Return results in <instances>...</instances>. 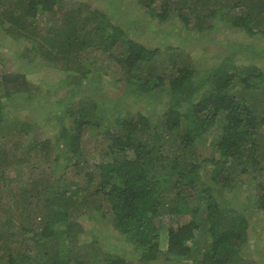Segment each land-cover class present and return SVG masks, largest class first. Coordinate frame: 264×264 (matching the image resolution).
I'll return each instance as SVG.
<instances>
[{"label": "trees", "instance_id": "obj_1", "mask_svg": "<svg viewBox=\"0 0 264 264\" xmlns=\"http://www.w3.org/2000/svg\"><path fill=\"white\" fill-rule=\"evenodd\" d=\"M70 1L0 0V25L16 45L28 46L29 61H65L61 68L65 64L76 82L62 96L50 88L67 83L65 76L58 84L45 78V86L19 72L0 81V122L7 117V98L29 107L48 104L47 137L36 134L42 117L27 123L33 133L21 137L9 125L0 136L6 152L9 142L20 153L16 168L30 163L43 171L13 186L1 169L8 155H0V182H10L8 189L0 185L6 213L0 212V264H159L152 262L157 258L160 264H264V224L254 227L251 220L264 212V69L237 64L247 44L227 45L230 54L202 75L185 60L168 67L166 85L165 73L140 83L137 70L160 49L129 38L123 24L90 0ZM137 1L151 19L182 18L196 34L215 30L212 21L224 19L264 36V0ZM212 38L186 40L208 44ZM92 48L121 69L120 78L110 77L111 64L94 66L97 60L86 55ZM258 52L264 55V48ZM95 72L108 76L112 96L82 84L92 82ZM136 89L142 97L168 94L162 118L154 122L142 111L129 116L124 103L131 99L128 90ZM258 92L263 101L256 103ZM94 133L97 154H90L86 145ZM166 220L170 231L162 253L159 230ZM105 230L109 245L116 240L135 252L130 261L100 242Z\"/></svg>", "mask_w": 264, "mask_h": 264}, {"label": "rangeland", "instance_id": "obj_2", "mask_svg": "<svg viewBox=\"0 0 264 264\" xmlns=\"http://www.w3.org/2000/svg\"><path fill=\"white\" fill-rule=\"evenodd\" d=\"M112 1L113 2H110V0H90V2L95 7L103 9L104 11L112 14L114 16L115 22H120L121 24H123L129 38H134L143 42L145 45H150L154 48L158 47L160 49V52L157 54V56H155L154 59H152L148 63H143L137 70L136 80L140 83H144L148 78H150V76L157 75V77H162V74L165 73L167 76H163L162 84L166 85L169 79L168 74L171 73V70L168 67H173L174 65L172 64L175 62L183 64L184 62H186L185 60H187L188 62L190 61L188 64L194 67L197 72L202 75L203 73H205V70L208 67L215 66L220 62L222 58L230 54V51H232V49L230 50L226 46L233 45L234 42H237L238 45H243L245 43L247 44V47L243 49L242 52H239V54L236 55L235 58L237 60V64H252L259 67V69H264V55L258 52L259 50L264 48V36L258 32L250 34L248 32H245L246 29H235L234 26L228 25L224 19H221L212 21L213 23H218L215 30L210 29L207 31V33L204 32L202 34H196L193 30L185 26V21L182 18L176 19L172 17L164 23H160L157 20L151 19L150 15L145 11V8L141 4H139L137 0ZM1 5L4 6V4ZM0 8L2 9L1 6ZM238 11H240V8L238 9ZM45 18L46 17H42L38 20L40 28L45 29V26H47L44 22ZM179 28H181V30H177ZM174 31H176V33L179 32V34L182 35L181 38H177L175 36L176 34H174ZM193 35H197L198 38L203 39L210 38L211 36L213 38L208 42V44H205L198 39L194 41L186 40L188 36L190 37ZM13 38L14 37L10 36V34L7 32V29H5V25H0V81L3 79V75L5 74L9 75L13 72H19L25 74L26 78L31 83L45 86V78H47L49 82L58 84L60 76H65L68 79L67 83L58 84V86L50 88L55 93H59L62 96L67 95V93L70 92V89L76 86V82L70 80V78L72 79V72H66V70H64V67L66 66L65 64L63 65L64 67L61 68V64L65 61H62L59 64L53 63V65H47V58L44 57L37 58L35 59V61H29L31 53L27 52L29 50L28 46H25L23 43H19V45H16ZM174 46L176 47L173 48ZM185 46L187 48H184ZM251 54H254L255 57H250ZM86 55L89 57L91 56L92 60H97V62L94 63V66L96 67L99 66L106 69V67L110 66L111 64L112 67L110 66L109 68L111 78L116 77L118 79V77H121L122 72L119 71L121 69L117 68V65L115 66V64L109 59V57L102 51L94 50V48H92V50L88 51ZM172 55L177 58V61H172ZM83 57H85V55H83ZM115 70L117 71L116 73ZM94 76L95 79L92 82L89 80H84L82 84L84 86L89 85L90 89L92 90L95 86H97L98 89L101 88L106 90L107 92L110 91L109 93L112 96L113 89L109 90L111 88V85L108 82V76L104 77L103 72H95ZM254 81H256V79H254ZM121 83L123 84V82ZM157 83H161V80ZM4 88L5 85L1 84L0 94L1 92H3ZM128 91L129 92L127 93V95L132 99V101L130 99V101H127L124 104L126 109L131 110V115L129 116L137 117L136 113L138 111H142L143 113L150 115L152 120L156 122L158 121V118H160L165 113V104H167L168 94H160L156 98H150L147 94H145L146 96L144 97L140 96L137 89ZM42 92H44V90H42ZM95 93L93 95L94 97ZM54 96H56V94H54ZM260 97L261 95L257 97L258 100L256 99V103L262 99ZM88 99L92 100L90 97ZM5 105L7 117L3 122H0V136L3 129L7 130L9 125H13L16 129V132L18 131V135L21 137L23 135L26 136L29 133H33V131L35 132L36 130L38 138L47 137L48 115L46 113L48 110V104H35V106L29 107L28 105H25L20 98H15V96H13L11 98H7V100L5 101ZM34 110L35 112L32 113V111ZM123 112L125 113V111ZM35 117H42V120L39 123H35V125H37L38 127L36 130H31V125L27 123L33 121ZM26 126L28 129L25 128ZM95 135V133L91 135L86 145V150L90 154L95 153V141L92 138V136ZM2 142L5 143V140H0V155H3L2 160H4V154H7L8 162H3L4 167H1V169L7 171V179L13 180L10 181L12 182L13 186L21 183L23 180H29V178L32 176H39L43 172L41 169H37L36 166L31 165L30 163L19 164L18 162V167L16 168V159L19 157L18 155H20V153H16V151L13 150V148L10 146L9 142L7 143L9 147V150L7 151L9 152H6ZM1 152H3V154ZM90 154L88 157L92 158ZM95 154H97V151ZM14 164L15 166H13ZM10 182H0V185L3 187V189H8ZM245 193L246 192L240 193L239 197H243ZM0 212L2 215L6 214L5 210L1 208ZM18 213L21 215L20 212ZM251 215L252 214H250V216ZM263 216L264 212H261L260 214L255 213L253 215L251 220L255 225L254 227L260 225L261 223L264 224V222H262L264 220ZM83 222L85 224L86 230L88 232H91L93 228L91 221L88 219H84ZM169 223L170 220H166L162 224L163 227L159 230V233L161 235L162 253H166L167 249L166 246L169 239L168 231H170ZM254 227H252V229H255ZM261 230L262 229H260V231ZM103 232L105 234L102 233V231L99 232V236L101 239L100 242L103 245L108 246L107 248L110 249L111 252H118L122 255L127 254L128 260L130 261L135 252L132 250H129L127 252L128 249L123 248L121 243L117 242L116 240H114V243L116 242L114 245H109V242L105 237L110 231L105 230ZM263 244L262 247L264 248ZM19 246L20 245H17V247ZM1 253L2 252H0V254ZM161 259L162 258H157L152 262L160 264L162 261Z\"/></svg>", "mask_w": 264, "mask_h": 264}]
</instances>
